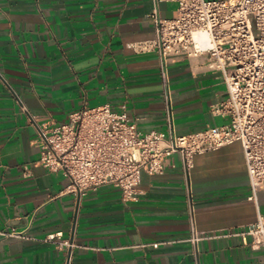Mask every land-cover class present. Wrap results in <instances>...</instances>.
<instances>
[{
    "label": "crops",
    "instance_id": "0c3cea01",
    "mask_svg": "<svg viewBox=\"0 0 264 264\" xmlns=\"http://www.w3.org/2000/svg\"><path fill=\"white\" fill-rule=\"evenodd\" d=\"M153 9L170 18L176 3L0 0V264H264L263 248L218 236L264 221V187L249 198L239 141L195 154L188 170L178 153L160 174L141 170L128 201L110 184L67 192L38 163L39 128L83 105L177 136L228 123L212 112L227 93L207 53L168 57L163 85L158 53L127 46L155 37ZM190 218L203 236L195 245ZM58 231L69 247L41 241Z\"/></svg>",
    "mask_w": 264,
    "mask_h": 264
},
{
    "label": "built area",
    "instance_id": "2783aa9c",
    "mask_svg": "<svg viewBox=\"0 0 264 264\" xmlns=\"http://www.w3.org/2000/svg\"><path fill=\"white\" fill-rule=\"evenodd\" d=\"M169 1L176 3L173 17L162 18L156 9L147 15L155 37L127 46L158 53L163 61L159 67L163 85L167 83L164 63L168 57L207 53L209 65L219 72L227 93L212 112L228 117V123L177 136L170 126L165 132L140 131L124 112L107 103L83 105L65 121L39 128L38 163L61 173L66 179L65 191L82 194L110 184L120 190L122 200H133L141 170L149 175L162 173L165 158L174 153L188 170L195 154L233 141L241 143L249 198L255 199L256 190L264 187V0ZM218 236L239 237L251 249H264V221L258 216L254 223L223 230ZM202 238L190 218L186 240L195 245ZM41 241L59 248L71 245L61 239L60 231L46 234Z\"/></svg>",
    "mask_w": 264,
    "mask_h": 264
}]
</instances>
